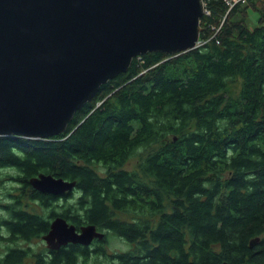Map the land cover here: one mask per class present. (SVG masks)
I'll list each match as a JSON object with an SVG mask.
<instances>
[{
    "label": "trees",
    "instance_id": "obj_1",
    "mask_svg": "<svg viewBox=\"0 0 264 264\" xmlns=\"http://www.w3.org/2000/svg\"><path fill=\"white\" fill-rule=\"evenodd\" d=\"M205 1L202 44L136 56L66 133L0 135V181L24 184L0 190V225L14 239L0 264H87L107 254L111 233L134 246L109 264H264V0ZM136 155L137 168L125 167ZM43 172L78 186L63 198L41 193L27 179ZM58 215L109 234L97 251L18 244L43 237Z\"/></svg>",
    "mask_w": 264,
    "mask_h": 264
},
{
    "label": "water",
    "instance_id": "obj_2",
    "mask_svg": "<svg viewBox=\"0 0 264 264\" xmlns=\"http://www.w3.org/2000/svg\"><path fill=\"white\" fill-rule=\"evenodd\" d=\"M206 7L205 0H0V135L41 139L65 132L136 56L199 46ZM30 181L54 196L78 186L47 172ZM51 221L43 239L52 250L107 235L64 215Z\"/></svg>",
    "mask_w": 264,
    "mask_h": 264
},
{
    "label": "rangeland",
    "instance_id": "obj_3",
    "mask_svg": "<svg viewBox=\"0 0 264 264\" xmlns=\"http://www.w3.org/2000/svg\"><path fill=\"white\" fill-rule=\"evenodd\" d=\"M250 2H251V0H248L244 4H247ZM250 9H251L250 10V18H251L250 22L252 23V25H255L257 23V19L259 18V11L253 7ZM139 158H140L139 155L132 157L131 161H128V163L125 164V167L130 168V170L137 168V164L140 161ZM97 168H99L101 173H103L104 175L106 174V169L104 168L103 165L97 164ZM5 182H9V181H5ZM0 185H2V184H0ZM10 186H12V185H10ZM1 188L2 189H0V190L5 192V191H7L8 186L6 184H4L1 186ZM8 192H10V191H8ZM4 203L6 204V202H4ZM62 203L63 204L66 203V200L65 199L60 200L59 203H57V205L54 206V208H56L58 210H62V208L60 206V204H62ZM38 204L39 203L35 204L37 206V208H39L42 212H44L46 209L45 208L43 209ZM0 209H2V208L0 207ZM1 213H2V211L0 210V214ZM18 244L22 245V246L30 245L32 247H35L37 250H44V251L45 250H51L49 247H47L46 240H44L43 237H36V238H33V240H31V241L25 240V239H20V242ZM7 245H8V242L5 243V241L0 240V251H1V253H4L7 251V249H6ZM100 245H103L106 247L107 254L105 255L103 253V254H99L96 256L95 252H93L89 256L90 259H89L87 264H104L105 262H108V264H109V263H111V260H112V257H110L111 253H113V252H120L121 253L122 251H126V250L133 248L132 244H130L125 238H123V237L121 238L119 235H116L114 233L110 234L109 240H107V242H102V243H100ZM26 264H35V262L33 263V260L31 258H29L28 261L26 262Z\"/></svg>",
    "mask_w": 264,
    "mask_h": 264
},
{
    "label": "flooded vegetation",
    "instance_id": "obj_4",
    "mask_svg": "<svg viewBox=\"0 0 264 264\" xmlns=\"http://www.w3.org/2000/svg\"><path fill=\"white\" fill-rule=\"evenodd\" d=\"M30 178H32V177H30ZM18 180H19V179H18ZM18 180H17L15 177L5 175L4 180H3V181H0V182H2V183H0V184H2V185L6 184V185L8 186L7 191H8L9 189L14 190L15 187H18V186L21 187V186L24 185V184L18 182ZM5 181H9V182H5ZM10 181H11V182H10ZM27 181L29 182L28 184H29L30 186L35 187L34 184L31 183L30 179H27ZM10 185H12V186H10ZM10 187H11V188H10ZM35 188H36V187H35ZM63 197H64V195H60V198H63ZM36 203L41 204V200L39 199L38 201H36ZM4 204H5V203H4ZM9 230H10V229L8 228V226L0 225V240H1V241H5V243H7V242H8V243H13V242H14L13 236L11 235V233H10ZM99 230H100V229H99ZM102 231H105V232L107 233V235L109 234V232H107L106 230H102ZM121 238H122V237H121ZM123 238H125L130 244H132V246H134V243H132V241H130L129 238L124 237V236H123ZM98 240H100V239L97 238V239H96L95 241H93L90 245H88V246H90V249H91V250H94V251H97V250H98V248H99V243H100ZM129 250H130V249H129ZM126 251H128V250H126ZM0 252H1V251H0Z\"/></svg>",
    "mask_w": 264,
    "mask_h": 264
},
{
    "label": "built area",
    "instance_id": "obj_5",
    "mask_svg": "<svg viewBox=\"0 0 264 264\" xmlns=\"http://www.w3.org/2000/svg\"><path fill=\"white\" fill-rule=\"evenodd\" d=\"M246 1H248V0H228V2L231 4V6H235L236 4H240L241 2L245 3ZM205 11L206 12H210L207 8H205ZM202 43L203 42H202V39H201L200 44H202Z\"/></svg>",
    "mask_w": 264,
    "mask_h": 264
}]
</instances>
